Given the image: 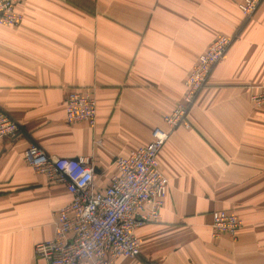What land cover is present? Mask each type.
Returning <instances> with one entry per match:
<instances>
[{"label": "crops", "instance_id": "obj_1", "mask_svg": "<svg viewBox=\"0 0 264 264\" xmlns=\"http://www.w3.org/2000/svg\"><path fill=\"white\" fill-rule=\"evenodd\" d=\"M241 0H24L22 21L0 25V111L19 126L0 139V264H37L55 211L72 195L23 160L30 144L87 157L105 188L114 158L147 144L184 93L209 43L238 33L157 155L167 179L158 220L136 228L140 253L111 264H264V2L244 19ZM238 30V31H237ZM71 89H91L93 126L66 122ZM242 220L211 237V213ZM86 264V263H84Z\"/></svg>", "mask_w": 264, "mask_h": 264}, {"label": "built area", "instance_id": "obj_2", "mask_svg": "<svg viewBox=\"0 0 264 264\" xmlns=\"http://www.w3.org/2000/svg\"><path fill=\"white\" fill-rule=\"evenodd\" d=\"M24 0H0V25L15 27L22 21L16 6ZM264 0H241L244 19L250 18ZM238 31V30H237ZM238 33L215 37L201 53L184 80L180 102L163 117L167 129L154 128L150 141L116 156V172L105 188L94 186V168L87 157H54L30 144L24 162L49 182L62 183L71 201L55 211L52 238L34 246L37 264H111L119 256L134 258L140 253L135 230L145 222L158 220L164 204L167 179L159 169L157 155L170 133L188 126L187 114L205 86L213 67L221 61ZM264 105V90L251 96ZM66 122L94 125L96 98L91 89H71L64 99ZM19 126L0 111V139L17 135ZM242 220L223 210L211 213V237H235Z\"/></svg>", "mask_w": 264, "mask_h": 264}]
</instances>
